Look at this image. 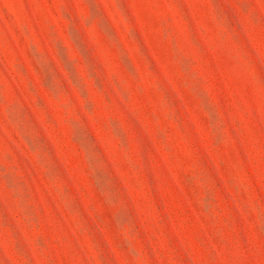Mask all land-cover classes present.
Instances as JSON below:
<instances>
[{
	"label": "rangeland",
	"instance_id": "obj_1",
	"mask_svg": "<svg viewBox=\"0 0 264 264\" xmlns=\"http://www.w3.org/2000/svg\"><path fill=\"white\" fill-rule=\"evenodd\" d=\"M0 264H264V0H0Z\"/></svg>",
	"mask_w": 264,
	"mask_h": 264
}]
</instances>
